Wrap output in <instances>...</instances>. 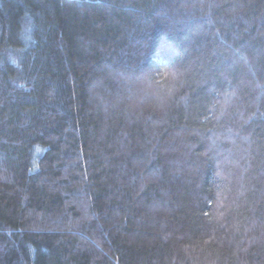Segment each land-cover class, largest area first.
Listing matches in <instances>:
<instances>
[{"label":"trees","instance_id":"obj_1","mask_svg":"<svg viewBox=\"0 0 264 264\" xmlns=\"http://www.w3.org/2000/svg\"><path fill=\"white\" fill-rule=\"evenodd\" d=\"M0 264H264V0H0Z\"/></svg>","mask_w":264,"mask_h":264}]
</instances>
